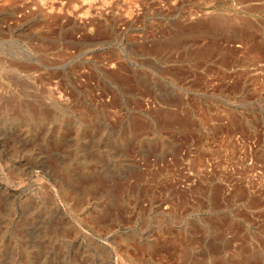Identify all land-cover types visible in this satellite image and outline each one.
Wrapping results in <instances>:
<instances>
[{
	"label": "rangeland",
	"instance_id": "374dc122",
	"mask_svg": "<svg viewBox=\"0 0 264 264\" xmlns=\"http://www.w3.org/2000/svg\"><path fill=\"white\" fill-rule=\"evenodd\" d=\"M0 98V264H264V0H0Z\"/></svg>",
	"mask_w": 264,
	"mask_h": 264
},
{
	"label": "bare ground",
	"instance_id": "6f19581e",
	"mask_svg": "<svg viewBox=\"0 0 264 264\" xmlns=\"http://www.w3.org/2000/svg\"><path fill=\"white\" fill-rule=\"evenodd\" d=\"M3 96V95H2ZM7 99V98H6ZM9 101V100H8ZM8 102H7V100H3V101H1V98H0V106L2 105V107L4 108V106H6V105H8L7 104Z\"/></svg>",
	"mask_w": 264,
	"mask_h": 264
}]
</instances>
